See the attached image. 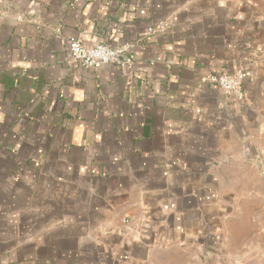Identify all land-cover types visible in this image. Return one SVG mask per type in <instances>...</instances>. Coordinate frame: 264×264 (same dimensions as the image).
Listing matches in <instances>:
<instances>
[{"label": "crops", "instance_id": "crops-1", "mask_svg": "<svg viewBox=\"0 0 264 264\" xmlns=\"http://www.w3.org/2000/svg\"><path fill=\"white\" fill-rule=\"evenodd\" d=\"M244 72L243 100L208 81ZM219 253L264 264V0H0V264Z\"/></svg>", "mask_w": 264, "mask_h": 264}, {"label": "built area", "instance_id": "built-area-1", "mask_svg": "<svg viewBox=\"0 0 264 264\" xmlns=\"http://www.w3.org/2000/svg\"><path fill=\"white\" fill-rule=\"evenodd\" d=\"M21 22V18H18ZM169 26L166 22H160L155 27L147 29V35L154 36L164 31ZM135 49L134 44H125L117 47H109L106 45H98L89 47L79 40L70 41L71 59L78 64L83 70H93L97 68H105L112 64L124 66L132 63L131 53ZM123 58L125 60H123ZM162 57H156L151 61V65L162 63ZM173 65V62H168ZM251 72L239 73L236 76L213 75L208 77L211 84L218 87L225 95L235 100H243V81L246 77L251 76Z\"/></svg>", "mask_w": 264, "mask_h": 264}, {"label": "rangeland", "instance_id": "rangeland-1", "mask_svg": "<svg viewBox=\"0 0 264 264\" xmlns=\"http://www.w3.org/2000/svg\"><path fill=\"white\" fill-rule=\"evenodd\" d=\"M251 245H253V244H251ZM234 248H237V244L234 245ZM207 264H241V263L233 262L232 260L224 257L221 253L220 256L218 257V259L208 261Z\"/></svg>", "mask_w": 264, "mask_h": 264}, {"label": "water", "instance_id": "water-1", "mask_svg": "<svg viewBox=\"0 0 264 264\" xmlns=\"http://www.w3.org/2000/svg\"><path fill=\"white\" fill-rule=\"evenodd\" d=\"M123 60H125V59L123 58Z\"/></svg>", "mask_w": 264, "mask_h": 264}]
</instances>
